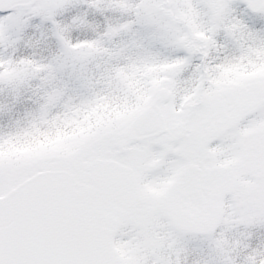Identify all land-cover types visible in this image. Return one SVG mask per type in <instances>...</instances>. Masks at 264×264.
<instances>
[{"label":"snow or ice","instance_id":"obj_1","mask_svg":"<svg viewBox=\"0 0 264 264\" xmlns=\"http://www.w3.org/2000/svg\"><path fill=\"white\" fill-rule=\"evenodd\" d=\"M0 264H264V0H0Z\"/></svg>","mask_w":264,"mask_h":264},{"label":"rangeland","instance_id":"obj_2","mask_svg":"<svg viewBox=\"0 0 264 264\" xmlns=\"http://www.w3.org/2000/svg\"><path fill=\"white\" fill-rule=\"evenodd\" d=\"M165 67H167V66H165ZM153 69H149V71H152ZM22 150H26V149H22Z\"/></svg>","mask_w":264,"mask_h":264}]
</instances>
